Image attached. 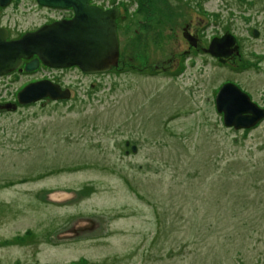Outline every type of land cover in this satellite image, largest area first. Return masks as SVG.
<instances>
[{"label":"rangeland","instance_id":"rangeland-1","mask_svg":"<svg viewBox=\"0 0 264 264\" xmlns=\"http://www.w3.org/2000/svg\"><path fill=\"white\" fill-rule=\"evenodd\" d=\"M94 3L125 15L107 73L0 74V104H18L0 107V264H264V117L234 128L214 107L225 81L264 107V0ZM69 14L11 0L0 25ZM225 32L221 62L203 47ZM57 73L71 95L17 102Z\"/></svg>","mask_w":264,"mask_h":264},{"label":"water","instance_id":"water-1","mask_svg":"<svg viewBox=\"0 0 264 264\" xmlns=\"http://www.w3.org/2000/svg\"><path fill=\"white\" fill-rule=\"evenodd\" d=\"M11 0H0L6 6ZM40 5L53 8H71L73 14L42 23L15 38H8L6 27L0 25V74L17 68L34 70L40 62L51 67L77 65L84 72L109 70L118 64L119 40L117 34V7L103 8L90 0H36ZM253 35L257 30L253 29ZM189 43L187 32H183ZM235 38L225 32L213 36L203 50L224 60L235 48ZM231 45V47H230ZM48 79L30 82L17 93V102L30 103L46 96L53 99L69 94ZM16 102H6L0 107L15 109ZM214 107L221 112L222 122L234 128H248L264 117V107L255 103L248 94L232 81L223 82L214 95ZM135 150V146L132 147Z\"/></svg>","mask_w":264,"mask_h":264},{"label":"flooded vegetation","instance_id":"flooded-vegetation-1","mask_svg":"<svg viewBox=\"0 0 264 264\" xmlns=\"http://www.w3.org/2000/svg\"><path fill=\"white\" fill-rule=\"evenodd\" d=\"M91 2H94V0H91ZM102 7V6H101ZM106 8H109V7H106ZM65 10H68V12L70 13L69 15H67L66 17H70L71 15H72V9L70 8V9H65ZM120 12V11H119ZM124 16L125 15H123V14H121L120 13V16L119 17H117V26H118V23H119V21H118V19H123L124 18ZM187 32V31H186ZM187 34L189 35V40L191 41V42H196L195 44H193V46H196V44H197V41L194 39L193 40V37L192 36H190V34H189V32H187ZM192 34V33H191ZM192 35H194V34H192ZM194 38H197V40H198V37L196 36V35H194ZM188 40V39H187ZM188 43H189V41H188ZM189 44H191V43H189ZM190 47H192V45H189ZM119 55H120V46H119ZM119 58V57H118ZM26 60H24L22 63H24ZM20 66V65H19ZM23 66V65H22ZM38 66H40V67H43V68H45V69H48V70H60V71H63V72H69V71H71L72 69H76L77 68V70L79 71V72H81L82 74H87V75H89V74H97L96 72H94V73H90V72H84V71H82L77 65H73V66H67V67H51V66H47V65H45V64H43L42 62H40L39 63V65ZM21 67V66H20ZM72 67V68H71ZM66 68V69H65ZM18 70H20V69H18ZM109 71V70H108ZM108 71H106V73L108 72ZM20 72H23V71H21L20 70ZM19 73V72H18ZM61 73V72H60ZM68 75H70V74H67L66 76H68ZM56 76H62V75H60V74H55V79L53 80L54 82L53 83H56V84H58L59 86L60 85H62L63 83L60 81V80H58L57 78H56ZM49 80V79H48ZM49 81H51V80H49ZM52 82V81H51ZM93 82H91V86H93ZM62 87V86H61ZM64 88H66V92L68 93V94H70L71 95V90H70V88L67 86V87H64ZM45 100H49V97H45V98H43V99H41V100H39V101H36V102H39V103H44L45 102ZM53 101H55V100H53ZM34 102V101H33ZM31 103V102H30ZM18 105V104H17ZM125 146L127 147V148H129V149H126L124 152H125V154H128V152H129V150H131V152L133 151V146H135V145H129V143L128 142H126L125 143ZM135 149H136V146H135Z\"/></svg>","mask_w":264,"mask_h":264},{"label":"bare ground","instance_id":"bare-ground-1","mask_svg":"<svg viewBox=\"0 0 264 264\" xmlns=\"http://www.w3.org/2000/svg\"><path fill=\"white\" fill-rule=\"evenodd\" d=\"M8 38H9V37H8ZM24 60H26V59H24ZM24 60H23V61H24ZM23 61H22V62H23ZM22 62H21V63H22ZM71 68H72V67H71ZM65 69H66V68H65ZM76 69H77V68H76ZM32 71H33V70H32ZM50 75H51V74H50ZM93 75H94V74H93ZM49 80H50V79H49ZM61 88H62V87H61Z\"/></svg>","mask_w":264,"mask_h":264},{"label":"trees","instance_id":"trees-1","mask_svg":"<svg viewBox=\"0 0 264 264\" xmlns=\"http://www.w3.org/2000/svg\"><path fill=\"white\" fill-rule=\"evenodd\" d=\"M219 60V59H218ZM220 61V60H219ZM222 62V61H221Z\"/></svg>","mask_w":264,"mask_h":264}]
</instances>
